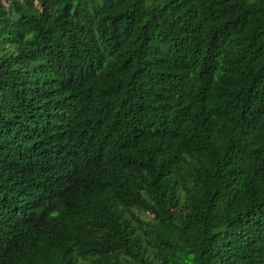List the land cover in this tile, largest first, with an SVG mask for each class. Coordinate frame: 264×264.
<instances>
[{"label": "trees", "instance_id": "trees-1", "mask_svg": "<svg viewBox=\"0 0 264 264\" xmlns=\"http://www.w3.org/2000/svg\"><path fill=\"white\" fill-rule=\"evenodd\" d=\"M0 264H264V0H0Z\"/></svg>", "mask_w": 264, "mask_h": 264}]
</instances>
